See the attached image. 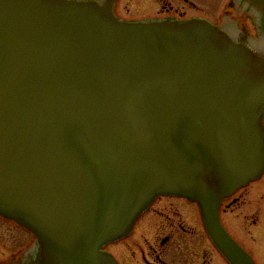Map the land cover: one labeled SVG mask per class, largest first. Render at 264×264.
<instances>
[{
	"label": "water",
	"instance_id": "1",
	"mask_svg": "<svg viewBox=\"0 0 264 264\" xmlns=\"http://www.w3.org/2000/svg\"><path fill=\"white\" fill-rule=\"evenodd\" d=\"M116 0H0V215L11 264H118L160 195L196 202L228 264H256L224 197L264 174V0L230 16L123 19Z\"/></svg>",
	"mask_w": 264,
	"mask_h": 264
},
{
	"label": "flooded vegetation",
	"instance_id": "2",
	"mask_svg": "<svg viewBox=\"0 0 264 264\" xmlns=\"http://www.w3.org/2000/svg\"><path fill=\"white\" fill-rule=\"evenodd\" d=\"M143 1L144 3L139 5L147 7L150 1L158 4V11L155 14L133 15L123 0H116L115 12L124 19L166 16H201L209 19L205 14L187 15L186 10L175 7L169 0ZM183 1L190 4L189 0ZM229 2L230 0H224L222 3L218 1L214 11L219 12V18L209 20L221 25L224 17L236 18L253 37H257L254 20L240 16L239 12L228 6ZM263 178L264 174L260 179L223 198L220 204L222 224L251 254L256 264H264V254L259 247L262 243L264 245V197L250 198L247 194L250 187L261 182ZM249 204L252 206L249 207ZM238 212L243 216L241 229H238ZM248 226L252 227L255 235L257 234L255 244L248 242L241 232ZM3 236L6 238L2 239ZM33 243L34 236L29 230L0 215V264L15 262ZM107 249L114 255L118 264H228L210 241L198 205L187 198L171 195L156 197L134 222L131 233L124 239L110 244Z\"/></svg>",
	"mask_w": 264,
	"mask_h": 264
},
{
	"label": "rangeland",
	"instance_id": "3",
	"mask_svg": "<svg viewBox=\"0 0 264 264\" xmlns=\"http://www.w3.org/2000/svg\"><path fill=\"white\" fill-rule=\"evenodd\" d=\"M123 3H126L127 8L130 9V14L133 15H146V14H155L159 6L158 4L154 2H148L149 5L141 6L139 3H144L143 0H123ZM175 7L182 8L187 11V15H197V14H205L209 19L214 20L218 19V11L215 12V5L220 1L222 3L224 0H189L190 4H186L183 0H169ZM207 2V3H206ZM184 5V6H183ZM250 198H253V196H263L264 197V178L261 182L257 184H253L250 187V192L247 194ZM249 207L252 206L251 204L248 205ZM242 215L238 212V229H241V223L242 221ZM241 222V223H240ZM245 223V222H244ZM244 225V224H242ZM243 233V237L248 240V242L254 243L257 234L255 235L253 232L252 227L248 226L247 229H244V231H241ZM5 236H3L2 239H4ZM6 238V237H5ZM242 239V237H241ZM5 243V240H3V244ZM2 244V245H3ZM255 244V243H254ZM261 253L264 254V245H259Z\"/></svg>",
	"mask_w": 264,
	"mask_h": 264
}]
</instances>
